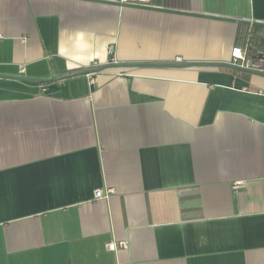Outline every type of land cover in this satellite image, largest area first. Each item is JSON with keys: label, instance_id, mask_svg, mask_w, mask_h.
<instances>
[{"label": "crops", "instance_id": "1", "mask_svg": "<svg viewBox=\"0 0 264 264\" xmlns=\"http://www.w3.org/2000/svg\"><path fill=\"white\" fill-rule=\"evenodd\" d=\"M133 6L0 0V75L230 64L241 32L264 53L263 28L182 15L264 23V0ZM233 71L0 78V264H264V78Z\"/></svg>", "mask_w": 264, "mask_h": 264}, {"label": "water", "instance_id": "2", "mask_svg": "<svg viewBox=\"0 0 264 264\" xmlns=\"http://www.w3.org/2000/svg\"><path fill=\"white\" fill-rule=\"evenodd\" d=\"M127 6V5H125ZM130 6V5H128ZM141 9H146V10H158L152 7H140V6H133ZM158 11H162L165 13H177V14H182L180 12H173L169 11L166 9H160ZM182 15H190V16H196V17H203L207 19H213L217 21H225V22H230L234 23L237 25H243V26H252V27H259L264 29V23H259V22H248V21H243V20H235L232 18H221V17H212V16H201V15H196V14H182ZM137 67H157V68H177V69H182V68H226L235 70L238 72L250 74L253 76L261 77L264 78V73H259L256 71L252 70H247L245 68H241L238 66H235L233 64L229 63H214V62H189V63H183V64H170V63H137V64H126V63H108V64H103L100 66H97L95 68H89L85 70H81L74 73H70L64 76L60 77H53L51 75L50 78L48 79H36V78H23V77H13V76H5V75H0V78H5V79H13V80H18V81H25V82H35L39 84H46V83H56V82H61L64 81V79H70L74 77H80V76H88L92 74L99 73L101 71H105V69H115V68H137Z\"/></svg>", "mask_w": 264, "mask_h": 264}, {"label": "built area", "instance_id": "3", "mask_svg": "<svg viewBox=\"0 0 264 264\" xmlns=\"http://www.w3.org/2000/svg\"><path fill=\"white\" fill-rule=\"evenodd\" d=\"M120 5H134L140 7H148L151 5V0H117ZM251 38L250 34L245 35L243 42L239 45L234 46L231 49L230 58L231 63L235 66L245 68L247 70L256 71L259 73H264V53L263 52H256L252 56H248V48H249V39ZM107 54H112V48L109 47L107 50ZM175 63H181V59L175 58ZM239 184H234L233 189L236 190L239 188ZM111 190L97 189L94 191L93 196L95 199L106 200L109 197V193ZM107 250L111 252H115L118 248L125 249L127 245L125 242H114L110 241L106 244Z\"/></svg>", "mask_w": 264, "mask_h": 264}, {"label": "trees", "instance_id": "4", "mask_svg": "<svg viewBox=\"0 0 264 264\" xmlns=\"http://www.w3.org/2000/svg\"><path fill=\"white\" fill-rule=\"evenodd\" d=\"M245 33L244 32H241V34H240V36H239V38L237 39V42H236V44L238 43H240V42H243V40H244V37H245ZM254 40V39H253ZM252 40V41H253ZM260 44H261V47H263L264 48V38H260L259 40H257ZM253 54V49H252V47H251V44H249V48H248V56H251ZM74 72H76V71H72L71 73H74ZM234 73H238L237 71H233Z\"/></svg>", "mask_w": 264, "mask_h": 264}]
</instances>
